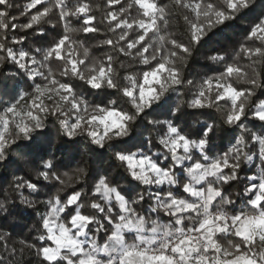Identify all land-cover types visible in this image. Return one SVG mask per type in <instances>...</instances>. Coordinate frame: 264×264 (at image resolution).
I'll use <instances>...</instances> for the list:
<instances>
[{
	"label": "snow or ice",
	"instance_id": "1",
	"mask_svg": "<svg viewBox=\"0 0 264 264\" xmlns=\"http://www.w3.org/2000/svg\"><path fill=\"white\" fill-rule=\"evenodd\" d=\"M47 3L46 7L44 0H29L25 9H36L35 14L29 13L28 23L20 25L29 30L34 25L43 28L44 23L52 24L53 29L61 28L49 45L42 44L35 49L41 57L39 61L35 55L30 56L33 45H29V51L14 52L0 40V50L6 53L0 56V65L10 58L19 68L27 69V76H43L46 81L34 84L31 92L20 91L2 102L0 160L6 158L18 139L28 142L25 148L41 140L44 133L37 130L46 127L45 119L49 115L56 117L59 130L66 137L86 133L92 143L102 144L109 136L124 135L129 113L114 107L90 105L76 93L73 84L58 78L56 70L50 66L52 63H62L59 77H76L93 89H117L141 113L160 100L162 92L176 91L174 86L193 83L183 80L177 66L178 61H186L191 48L167 31L170 5L160 0H127L126 3L103 0L104 11L97 21L90 0H47ZM254 4L255 0H171V6L177 10L191 13V16L183 15L188 25L189 44L198 43L211 28L243 16ZM0 5L10 6L9 0H0ZM133 8L135 16L130 15ZM56 9L53 21L50 17ZM7 15L0 9V29L9 27ZM73 20L80 24L79 28L73 27ZM100 25L112 34L97 41L96 46H111L103 59L92 56L90 47L86 46L87 38H74L76 33L98 34L102 31ZM44 33L47 35L46 29ZM257 41L260 46L249 47V42ZM113 52L123 53L133 63L148 65L150 70L126 72L121 77L114 67L118 56L114 57ZM241 55L251 61V76L235 61L228 63L225 56H212L209 59L222 64L224 70L203 78L188 101L194 109L215 108L217 112L221 111V105L228 106L224 123L242 131L227 151L208 154L209 146L202 137L205 131L211 135L214 127L202 126L201 139L193 142L169 122L167 136L161 138L160 144L176 165L193 161L183 168L187 180L178 178L171 167L159 166L150 156L116 153L117 160L126 163L132 180L144 185L179 184L188 194L186 197L178 195L169 187L161 190L162 195H155L150 211L167 213V222L137 211L144 193L134 191L132 196H126L103 175L93 186L98 198L89 197L87 205L82 202L86 195L83 189L62 198L60 193L72 176L64 172L61 178L54 158H40L37 180L58 181L60 185L43 202L47 211L40 214L41 230L37 240H44L45 245L37 247L35 254L42 257L41 264H264V100L249 106L255 89L260 86V72L254 66L264 63V10L257 22L249 24L245 40L235 53L236 58ZM29 63H39L47 73L30 68ZM119 67L127 69L129 64L121 59ZM233 79L244 81L250 87L238 89ZM116 103V100L108 101L110 105ZM249 114L259 122V130L254 131L246 123ZM250 142H255L251 148ZM194 152L199 153V158H194ZM254 154L262 161L256 175L246 178L239 193L229 191L233 184L240 183L241 161L250 162ZM74 171L78 176L82 169ZM17 187L38 193L40 184L23 180ZM244 193L249 195L244 197ZM233 195L242 198L239 211H236ZM21 199L29 203L23 195ZM86 206L88 213L84 211ZM102 230L105 237L101 242L97 233ZM129 235L131 240L126 238ZM6 238V233H0V241ZM21 244L28 249L36 247L24 241Z\"/></svg>",
	"mask_w": 264,
	"mask_h": 264
},
{
	"label": "trees",
	"instance_id": "2",
	"mask_svg": "<svg viewBox=\"0 0 264 264\" xmlns=\"http://www.w3.org/2000/svg\"><path fill=\"white\" fill-rule=\"evenodd\" d=\"M122 2L126 3L127 0H122ZM160 2L170 5L168 17L169 28L167 31L174 33L175 38L181 40L191 48V52L187 55L186 61L183 63L178 61L177 66L183 74V80L192 81L193 83L191 85L182 84L174 86L176 91L168 97V100L164 102V106H161V103L153 104L146 108L141 115L152 116L156 113H163L165 118L172 119L168 114V107L174 99L189 101L196 92V85L201 83L203 78L217 75L224 70L222 64L212 61L209 59L210 57L218 55L225 56L228 58V63L235 61L249 73V76L252 75L253 69L250 67L251 61L249 58L243 55L236 58L235 53L239 51L241 42L245 40V36L249 30V24L257 22L261 11L264 10V0H255V4L251 11L239 18L226 21L224 24L211 28L198 43L192 44H189L188 25L183 19V15L191 16V13L184 9L177 10L175 7L171 6V0H160ZM27 3H29V0H9L10 6L0 5V9L8 13L6 23L9 25V27L0 29V32L3 33L0 40L5 42L14 52L20 50L29 51V45H33L30 56L35 55L36 59L39 61L41 57L36 53L35 49L42 44L45 46L49 45L52 42V38L59 35L61 28L56 27L53 29L50 23H44L43 28L34 25L32 30L20 27V25L28 23L29 13L35 14L36 11V9L26 10L25 5ZM90 3L93 6V15L96 16L98 21L104 11L103 0H90ZM98 5L100 6L99 8L97 7ZM44 6H49L47 0H44ZM112 7L115 8V6ZM39 8L40 6L37 5V9ZM56 11H58V9L54 10V13L50 17L53 21L56 19ZM22 12H24V15L21 14ZM130 15H136L135 8L130 10ZM72 25L75 28L80 27V24L75 20L72 21ZM100 27L102 31L98 34L76 33L74 34V38H87L86 46L90 47L92 56L103 59L104 53L109 51L111 46H96L97 41L110 37L112 34L108 33L103 25H100ZM44 29L47 30V35H45ZM34 32L35 35L33 34ZM17 41H19V43H17ZM25 41H27V43ZM257 46H260L258 41L254 43L249 42V47ZM137 47H139V45H137ZM112 54L114 57L118 56L114 67L121 77L126 72L150 70L148 65L131 62L130 58L124 57L123 53L117 54L113 52ZM4 55H6L5 51L0 50V56ZM17 59H19L18 56ZM121 59L128 62L129 67L127 69H121L119 67V61ZM50 66L56 70L57 76L62 82L73 84L76 93L86 99L90 105L114 107L121 111L130 108V105L126 103L127 99L124 98L122 94L118 93L117 89L106 87L101 90L93 89L91 85L76 77H59V70L63 67L62 63H52ZM29 67L38 68L40 71L47 73V69L41 67L39 63L36 65L29 63ZM254 67L256 71L260 72V86L255 89V96L251 99L249 106L258 103L260 100H264V63H258ZM26 72L27 69L19 68V65L14 63L10 58H8L3 65H0V110H2L4 106L2 102L12 99L18 92H31L34 84L41 82L46 83L43 76L30 77L26 75ZM121 83L124 82L121 81ZM232 83L238 89L250 87L244 81L233 79ZM110 99L116 100L117 103L115 105L108 104ZM227 107V105H221L220 112H217L215 108H193L187 110L188 116L202 115L207 118L209 122L219 123L221 125V130L218 135L215 134V130L212 134L213 143L209 147L208 152L210 156L217 153L223 154L227 151L231 144L235 143V138L242 131L233 125L224 123V113ZM71 119L75 121V115H72ZM180 123L179 117L173 119L174 126H178L181 133L185 134L184 128L179 127ZM246 123H248V126L254 131L260 128L259 122L255 121L251 114H249ZM45 125L46 127L44 129L37 130L38 133H44V137L41 140L33 142L30 147L25 148L24 145L28 142L24 141L22 138L18 139L15 141V144L11 146L10 151L6 153V158L0 160V201L4 202L5 208L7 209V211L0 210V233L7 234V238L0 241V264H41L42 262V257H38L35 254L37 247L45 245L44 240H37V236L40 234L41 230L40 214L47 211L43 202L47 201L50 194L54 193L56 188L60 187V185L58 181L41 182L37 180L36 169L40 163L41 157H43V159H55L57 165L56 171L58 175H61V178H63L62 174L64 172H68L69 175L72 176V180L67 183L64 190L60 193V196L66 199L74 192L83 189L86 195L82 202L86 205L89 197L95 195L98 198V194L93 191V186L101 175L105 176L108 182L115 186H118L121 176L127 175L128 187L124 189L118 186L119 190L126 196H132L134 191L144 193L145 198L141 201L137 211L153 219H159L161 222H167L168 214L150 211V205L154 203L155 195L158 193L162 195L161 190L166 191L169 187L178 195L185 197L188 195L177 185H144L132 180L130 174L128 172L125 173V169L127 168L126 163L115 160L114 156L104 151H98V156L105 161V163L101 165L103 171H99L92 158L87 156L82 157L79 148L80 136L66 137L59 130L55 116L49 115L45 119ZM166 129L167 126H163L159 135L163 136ZM200 132L201 129H197L193 134L188 135V137L190 139H197L200 137ZM83 135L86 136V133ZM112 143L117 152H122L124 154L136 153L137 156L147 155L152 157L159 166L171 167L172 171L175 172L176 176L180 179H185L183 168L193 162L186 161L183 165H176L171 160L167 149L160 144L159 139H154L152 137L142 139L138 137L135 132L131 137H117ZM253 143L255 142L249 143V148L252 147ZM255 152L258 154V145ZM257 154L253 155L254 163L251 167L245 166L239 171L238 176L240 183L233 184L229 191L239 193L244 187L246 178L256 175L260 167V159ZM194 158H199V153L194 152ZM81 167L86 169V175H84L82 179L77 180V173L74 170ZM17 177L21 179L17 180ZM23 180L40 184L38 193H31L30 190L25 188H18L17 185ZM21 195L26 197L29 203H25L21 199ZM248 195V193H244V197ZM232 199L236 201V211H239L242 198L233 195ZM84 211L86 213L89 212L87 206ZM93 230H95V226H93ZM104 237L105 231L102 230L100 233H97V239L101 242ZM126 238L131 240L132 236L129 235ZM21 241H24L25 244H34L36 247L28 249L21 244ZM51 243V241H48V244ZM22 248L24 249L23 252H21Z\"/></svg>",
	"mask_w": 264,
	"mask_h": 264
},
{
	"label": "clouds",
	"instance_id": "3",
	"mask_svg": "<svg viewBox=\"0 0 264 264\" xmlns=\"http://www.w3.org/2000/svg\"><path fill=\"white\" fill-rule=\"evenodd\" d=\"M175 91H167L162 92L160 100H156L153 102V104H158L161 102H166L168 100V97L172 95V93ZM127 104L130 105L129 109H126L125 112L129 113L130 118L127 121V129L121 137H131L133 133L140 137V138H147L152 137L154 139H159V142L163 136H167V131L164 132L163 136H160L159 133L163 129V126H167L169 122L173 123V119L176 117L180 118V126L184 128V132L186 136L193 134L197 129H201L202 126L205 124L209 125L210 128L214 127L215 134L218 135L219 131L221 130V125L219 123H211L209 120L202 115H196V116H188L187 110L193 109V107L188 103V101H185L183 99H174L171 104H169L168 107V114L172 117V119L165 118L163 113H156L152 116L144 115L142 116L141 112H138L131 103L127 100ZM144 113V112H143ZM178 128V126H176ZM84 130H81V133H83ZM214 131H212L211 135L207 131H205L204 136L202 139H204L206 145L209 147L213 143L212 134ZM201 137L197 139H192L193 142H197ZM115 140L114 136H109L107 139L103 141L102 144H94L91 142L90 138H88L85 135H80V144L79 148L83 156H87L93 159L94 163L96 164V168L99 171H103V168L101 165L105 163L99 156L98 151H104L106 153H109L111 156H114L115 160L116 153L114 147H113V141ZM119 161V160H117ZM261 160L259 163L261 164ZM254 163L253 158L251 161H241V167H251ZM82 172L76 177L77 180L82 179L84 175H86V169L81 167ZM125 173H127V170L125 169ZM187 180V177H185ZM177 186H180L179 184H176ZM119 187L126 189L128 187V177L127 175L121 176L119 178ZM223 203V201H221ZM0 207L4 208V211H7L5 208V204L3 201H0Z\"/></svg>",
	"mask_w": 264,
	"mask_h": 264
}]
</instances>
